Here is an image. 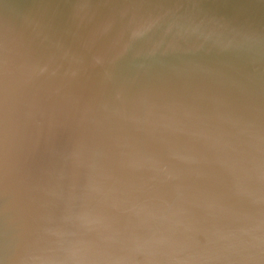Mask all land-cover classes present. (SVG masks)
Returning a JSON list of instances; mask_svg holds the SVG:
<instances>
[{
	"label": "water",
	"instance_id": "obj_1",
	"mask_svg": "<svg viewBox=\"0 0 264 264\" xmlns=\"http://www.w3.org/2000/svg\"><path fill=\"white\" fill-rule=\"evenodd\" d=\"M0 264H264V0H0Z\"/></svg>",
	"mask_w": 264,
	"mask_h": 264
}]
</instances>
